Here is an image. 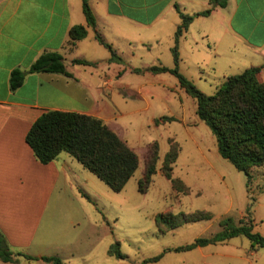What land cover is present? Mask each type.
<instances>
[{"label":"crops","instance_id":"obj_1","mask_svg":"<svg viewBox=\"0 0 264 264\" xmlns=\"http://www.w3.org/2000/svg\"><path fill=\"white\" fill-rule=\"evenodd\" d=\"M209 1L88 0L95 16L93 28L87 25L82 0H0V233L14 254L36 258L16 256L15 262L0 264H50L40 258L51 255L42 250L45 243L37 237V231L52 190L71 159L62 151L43 164L26 143L27 131L44 111L90 115L126 143L138 134L146 147L162 139L168 146L175 143L180 150L178 134L193 136L202 128L205 123L197 116L196 100L176 77L168 72L152 73L147 68L173 67L171 47L181 21L179 13L204 11L211 7ZM76 25H83L87 34L72 45L69 31ZM95 30L112 45L121 61L109 60L110 54L97 56L103 46L96 40ZM143 49L157 54L136 66L135 51ZM45 51L62 54L71 76L28 73L20 87L11 91L10 72L27 70ZM178 52L179 71L194 83L204 79L206 73L219 70L221 84L226 76L264 65V0H226L225 7L217 5L208 15L195 16L179 38ZM125 53L127 57H123ZM74 59L90 64L73 63ZM186 63L198 70L197 77L184 70ZM259 79L264 82V68ZM151 130L159 134L155 136ZM162 130L169 134L159 138ZM205 209L199 210L209 212L211 220L213 208ZM239 236L194 249L204 259L214 258L222 255L221 250L209 245L221 246ZM209 248L211 251L204 252ZM227 256L243 258L241 254Z\"/></svg>","mask_w":264,"mask_h":264},{"label":"rangeland","instance_id":"obj_2","mask_svg":"<svg viewBox=\"0 0 264 264\" xmlns=\"http://www.w3.org/2000/svg\"><path fill=\"white\" fill-rule=\"evenodd\" d=\"M98 52L100 57L110 54L103 47ZM155 54L146 49L136 50L133 64L147 62ZM184 68L188 74L198 76L196 68L187 63ZM218 72L206 73L204 79H196L197 83L190 80L203 93L211 95L220 85ZM150 132L155 136L159 134L157 130ZM160 133L159 138H162L169 131ZM137 135L133 134L127 144L138 155V168L118 192L66 154L71 165L52 190L37 231V237L45 243L42 250L51 256L58 254L65 264H140L163 250L166 252L159 264H264V247H252L250 240L243 235L221 246L209 245L213 250H221L222 255L214 258L204 259L196 249L167 250L190 243L197 237L216 236L222 231L219 221L228 216L236 225H239V219L250 223L252 232L264 237V165L251 169L247 188L244 173L218 154L215 136L203 124L193 136L180 132L176 141L180 150L172 164V176L189 188V194L182 195L172 189L170 181L160 171L163 155L169 148L167 141L162 139L158 143L159 158L153 181L145 193H140L137 181L144 170L147 147L140 143ZM209 208L214 211L211 220L186 223L164 233L155 226L157 213H190ZM116 241L126 256L124 259H117L107 252ZM211 248L204 252L211 251ZM251 250L255 254H250ZM236 254L243 258L227 256Z\"/></svg>","mask_w":264,"mask_h":264},{"label":"trees","instance_id":"obj_3","mask_svg":"<svg viewBox=\"0 0 264 264\" xmlns=\"http://www.w3.org/2000/svg\"><path fill=\"white\" fill-rule=\"evenodd\" d=\"M209 2L211 7L204 11L193 15L179 13L181 21L174 32V44L171 47L173 67L153 65L147 70L152 73L172 74L185 92L196 100L197 116L215 136L218 154L229 161L235 169L244 173L248 188L251 169L264 165V82L259 79V73L264 65L251 66L238 74L226 76L211 95L203 93L179 71L178 41L182 33L195 16H206L217 5L226 6V0H210ZM82 10L87 25L95 28V16L88 0H82ZM86 34L87 31L83 25L73 26L69 31L70 44L73 45ZM95 38L110 52L109 60H121L112 45L106 42L96 30ZM72 62L90 64L84 59H74ZM43 72L71 76L66 70L62 54L56 51H45L33 61L27 70L16 68L10 72L9 89L14 91L20 87L26 74ZM162 119L169 120L168 118ZM25 141L41 163H49L60 152H67L115 192L125 186L139 164L137 153L108 125L100 119L83 113L61 110L44 111L30 126L25 135ZM178 151V146L170 142L169 149L161 161L160 171L170 181L172 189L184 195L189 193V188L179 178L172 176V164L177 159ZM158 158V144L153 142L147 147L144 170L137 181L140 193H145L152 183ZM210 218V213L204 210L177 214L161 212L155 215L154 222L158 231L164 233L186 223ZM238 222L239 225H236L232 217H225L219 221L222 231L216 236L197 237L190 243L167 250L188 251L238 235L249 239L252 247H264V237L252 232L250 223L246 224L243 219H239ZM107 252L117 259L126 257L120 251L117 241L110 245ZM165 252L166 250H163L158 255L144 259L140 264L157 262ZM16 256H24L28 260L36 259L22 253L14 254L9 250L5 238L0 233V261L15 262ZM40 258L50 264H63L55 256Z\"/></svg>","mask_w":264,"mask_h":264}]
</instances>
